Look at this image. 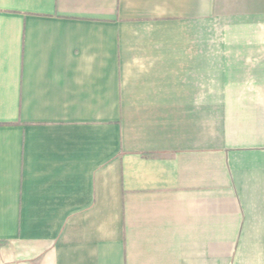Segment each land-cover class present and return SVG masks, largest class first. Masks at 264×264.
Listing matches in <instances>:
<instances>
[{
	"label": "crops",
	"instance_id": "0c3cea01",
	"mask_svg": "<svg viewBox=\"0 0 264 264\" xmlns=\"http://www.w3.org/2000/svg\"><path fill=\"white\" fill-rule=\"evenodd\" d=\"M0 264H264V0H0Z\"/></svg>",
	"mask_w": 264,
	"mask_h": 264
}]
</instances>
